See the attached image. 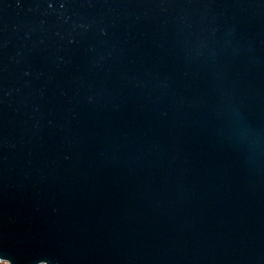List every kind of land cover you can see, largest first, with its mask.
I'll return each mask as SVG.
<instances>
[{
    "label": "water",
    "instance_id": "water-1",
    "mask_svg": "<svg viewBox=\"0 0 264 264\" xmlns=\"http://www.w3.org/2000/svg\"><path fill=\"white\" fill-rule=\"evenodd\" d=\"M0 262L264 264V0H0Z\"/></svg>",
    "mask_w": 264,
    "mask_h": 264
},
{
    "label": "rangeland",
    "instance_id": "rangeland-1",
    "mask_svg": "<svg viewBox=\"0 0 264 264\" xmlns=\"http://www.w3.org/2000/svg\"><path fill=\"white\" fill-rule=\"evenodd\" d=\"M0 264H5V263H3V262L1 263V262H0Z\"/></svg>",
    "mask_w": 264,
    "mask_h": 264
}]
</instances>
